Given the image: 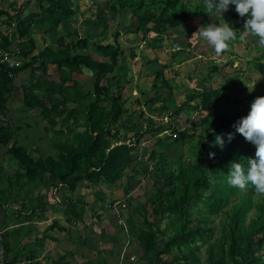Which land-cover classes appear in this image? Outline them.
<instances>
[{
  "label": "trees",
  "instance_id": "16d2710c",
  "mask_svg": "<svg viewBox=\"0 0 264 264\" xmlns=\"http://www.w3.org/2000/svg\"><path fill=\"white\" fill-rule=\"evenodd\" d=\"M2 1L4 0H0ZM79 1L81 0H38L41 14L31 13L28 16H25L24 7H20V10L14 7L9 13L8 10L0 9V18L6 16L4 24L12 32L11 35L1 36L0 61L3 59L2 54L10 55L16 51L20 61L15 67L0 63L1 120L5 119L9 100L13 95H18L26 110H38L42 121L48 123L49 128L43 127L39 132L42 136L51 134L57 151L55 157L33 160L30 156L33 151H26L15 140L19 128H13L12 123L2 120L6 124L0 123V145L9 147L5 152V161L7 157V162L14 161L16 170L0 181V225H7L8 222L16 224L22 213L29 211L33 216L35 212L44 213L47 207L53 212H58L57 208L63 207V221L69 225L74 220L81 219L82 211H78L76 204L80 202V197L74 200L71 197L77 190L83 189H95V206L99 203V209L112 211L117 202L106 204L107 192L103 186L122 189L125 198L119 201L123 202L124 209L126 206L133 209L129 186L123 184L122 180L128 172L134 176L137 174L133 165L144 134L159 139L158 136L167 131L174 138L172 144L166 146L159 157L152 150L145 153L150 166H155V172L151 188L146 189L148 194L146 193L145 202L133 209L138 216H123L120 207H117V214L113 213L115 221L125 226L127 237L135 238L141 244L144 253L142 260L146 264H264V196L257 195L251 186L248 191L243 192L226 183L230 162L239 159L246 163V158L254 156L255 147L235 132L234 124L247 115L255 97L230 100L231 93L238 95L246 92V88L239 86L238 91L232 89L230 94H225L230 89L228 84L234 82L230 78L217 89L208 87L200 94L190 92L187 102L197 103L192 107L185 103L176 108L172 89L156 74L162 88L168 89L167 98L158 108L153 109L159 116H169L171 108L176 117L181 115L184 108L205 113V125L192 145L189 164H184L180 151L177 150V154L174 151L181 142L193 138L188 136L186 128H178L172 121L165 125L162 121L144 119L142 112H139L137 118L142 117L145 126L141 127L139 123L132 121L127 126L124 123L123 117H126L128 111L122 93L118 90V77L125 70L119 64L122 52L115 41L118 31L114 35L113 44L95 46L96 52L108 60L103 63L82 53L88 48L87 38L72 39L68 34L56 37L55 30L59 26L65 28L67 19L74 16L70 5ZM93 2L98 4L96 0ZM203 2L204 0H110L107 7L113 14H120V18L127 12L125 20L128 12L131 13L132 22L129 21L131 28H127L128 32L141 34L149 48L155 49L162 47L164 37L166 39L170 34H177L181 25L196 18L201 21L210 19L203 13H197ZM44 3L46 7H42ZM223 18L221 17L223 22L225 20L230 23L237 31V38L233 42L239 45L242 34L240 31H243L246 17H240L234 6H230L229 11L223 13ZM95 22L107 27L103 18L96 19ZM43 24L47 27L45 34L54 33L53 45L44 46L33 55L37 47L29 37L30 31L36 25ZM88 25L92 24H85L86 27ZM198 27L199 25L189 30L193 41L189 37L183 42V37L178 36L174 42L180 47L194 50L198 41L195 34ZM14 38L17 39L15 42ZM256 46L261 47L258 43ZM184 50L179 51L178 56ZM256 51L260 53L259 57H255L250 65L261 76L259 87L264 91V52H259L258 49ZM48 65H54L57 71L67 70L71 74L83 68L91 75L92 89L83 91L77 82H72L70 76L60 78L58 83L45 81ZM211 71L216 73L218 66L213 65ZM23 72H27L28 77L19 92L14 88L13 81ZM104 80L106 83L102 85ZM116 80L117 83L113 84ZM69 82L73 85H67ZM156 87L157 85L152 86L155 90ZM78 88L80 90L76 92ZM39 92L45 95L40 98L35 94ZM262 95L264 96V92ZM148 102L153 103L152 100ZM71 104L74 107L68 109ZM239 107H243V110H239ZM54 118L59 120V131H54L57 125ZM82 127L84 130L80 131ZM228 133L233 134L231 142L227 140ZM217 135L224 138L223 148L215 144ZM169 152L177 162L175 167L167 156ZM146 171L142 170V173ZM63 188L72 196L61 195ZM42 189L48 195L46 201L39 195ZM149 189L152 190L149 192ZM32 193H35L34 197H31ZM60 197L66 203L55 201V198ZM10 205L17 206L13 207L12 214L6 209ZM216 223L219 227L217 235ZM54 227L64 231L56 221L48 231ZM0 231L1 246L6 250L8 264H15L19 255L14 253L10 256L12 249L9 241L17 229L14 232ZM44 239L43 236L40 242H44ZM83 244L84 241L78 238L76 245L80 248ZM203 248L205 257L201 259L199 253ZM63 260L59 259L56 264H61ZM94 264L109 263L103 260Z\"/></svg>",
  "mask_w": 264,
  "mask_h": 264
},
{
  "label": "rangeland",
  "instance_id": "374dc122",
  "mask_svg": "<svg viewBox=\"0 0 264 264\" xmlns=\"http://www.w3.org/2000/svg\"><path fill=\"white\" fill-rule=\"evenodd\" d=\"M109 1L110 0H99L97 6L92 0H81L77 4H71L70 8L74 12V16L67 19L65 22V24H67L65 28L59 26L55 30L56 37H65L66 34L71 36L72 39H83V37H86L89 41V45L82 53L85 56L89 55L97 62L103 63L108 60L103 59L100 54L96 52L95 46L113 44L115 39L114 35L116 31H118L119 37L115 41L122 52L120 57V60L122 61L119 64L125 68L124 72L118 77V80H120L118 90L122 93L125 108L128 111L126 117H123L124 123H126L127 126L129 125V122L132 121V123H139V125L143 127L145 126L144 119L148 118L153 122L162 121L165 125L172 121L177 124L178 128H186L188 136H192L193 138H188L184 142H181V145H179L180 148L176 147L174 152L177 154V150H179L182 156V162L184 164H189L188 160H190L189 156L192 145L196 141V137L202 132L205 125L203 121L205 113L200 114L193 109L184 108L181 115L179 114L176 117L173 115L171 108L169 116H164V114H162L163 116H159L153 111V109L158 108L164 99L167 98L166 92L168 89L162 88V83L156 79V74H159V76H161V78H163L172 89L174 107L176 108L185 103L190 104V107L197 103V101L187 102V97L190 92L200 94L208 87L211 89H217L222 82H228L230 78L233 79L234 85L229 83L227 87L230 89L228 88L229 90H227L225 94H230V90L232 89H234L235 92L236 90L238 91L239 86L246 88V92L244 93H239L238 95H236L237 93H231L230 100L240 97L250 98V96L257 98L263 96L262 92H264L261 91V88L259 87L261 76L250 64L255 57H259L258 54L260 53H257L256 50L258 49L259 52H264V48H262V46L256 48L258 43L256 38L244 33L241 34L244 38H240L239 45L233 41L229 42L228 49L220 55L215 54L212 49L206 48L203 45L199 48V45L196 44L194 50L189 49V51H187V47L182 46V48L185 49L184 53L178 56L179 51H176L175 45L179 44H172V37L166 39L164 37L161 43L162 47H157L155 49L149 48L148 43L142 40L141 34L134 35L128 32L127 28H131L129 26L131 25V19H129L130 22L127 19H124L127 12L120 18V14L116 15L108 10L107 3ZM42 5V7H46L45 3ZM14 7L19 10L20 7H24L25 16H28L31 13L41 14L38 0H4L0 2V9L8 10L7 13L12 12V8ZM129 11H131V9H129ZM128 16L131 17V13L128 12ZM99 18H103L106 21V28H104L101 23L95 22V20ZM210 19L200 21L199 18H196L191 20L187 24L181 25L179 30H177V34L183 37V42L186 37H190L193 41V36H191L189 30L193 29L195 26L199 25L200 27L208 23H220L221 26L224 25L221 17H214L213 19L215 20L212 21ZM5 20L6 16L3 15L0 18V45L1 36H6L7 34L11 35L12 33L10 30L6 29L7 27L4 24ZM121 22L123 23L122 27L120 25ZM87 23H91L92 25L86 27L85 24ZM46 29V25L43 24L36 25L30 31L29 37L32 38L38 51L42 50L44 46L50 47L53 45L52 38L54 33L45 34L44 32ZM196 39L198 40V37H196ZM16 40L17 39L14 38V42ZM67 42H69L68 39ZM197 50H199V52ZM213 65L218 66V71L216 73H212L213 71H211ZM54 68L55 67L50 68L52 69V72L48 74L49 79L54 80V82L60 81V78L64 76H70V78L77 81L79 84L78 86L81 87L83 91H90L92 89L93 80L89 73L85 76L86 72L83 71L82 74H71L67 70L61 72ZM75 76L82 78L75 79ZM24 78L25 77L23 76L20 83L24 81ZM16 80H20L19 75ZM118 80L113 81V84H116ZM105 83L106 80L102 82V85H105ZM197 83H199V85H197ZM153 85H157L156 90L155 88H152ZM79 90L80 88H78L76 92ZM158 97L159 101H157ZM149 100H152L153 103H149ZM12 101H15V103L18 102L15 95L12 96L10 102ZM20 102L21 100L19 103ZM21 106L22 104L16 105L18 111H20L21 108L25 111ZM231 106L233 107V104ZM9 107H12V105H9ZM70 107H72V105H68V109H70ZM239 110H243V107H239ZM18 111H15L13 115L8 109L4 114L10 117L11 115L15 116L16 121H23V124L28 125L29 127L27 128L24 125V128H27L24 135L25 140L20 139L16 141L17 144L29 152H31L32 149L37 150L38 152H31L32 154L30 156L33 160L47 156L55 157L57 151L53 147L51 134L42 136L38 131V129L43 130V127L49 128L48 123L42 121L39 111L34 110L29 113L27 110L26 112L28 113L22 114L21 116H19L20 114ZM139 112H142L144 119H142V117L137 118ZM54 121L57 123L54 131H59L58 118H54ZM12 123L16 126L14 122ZM83 130L84 127L80 129V131ZM122 131L123 130H121V132ZM29 137L34 140H31ZM158 138L159 139L152 138L151 136L149 137L147 134H144V137L140 142L137 152L138 154H136L137 160L133 165L137 174L134 176L128 172V175L122 180L123 184L125 183L129 186L130 196L133 199V209L138 208L140 204L145 202L147 197L146 193L148 194L146 189L148 187L151 188L155 172V166L152 165L154 168L150 166L145 153L152 150L156 153V157H159L162 150L166 148V146L171 145L172 140L174 139L173 137L171 138V134L167 131L166 133L160 134ZM8 148L9 147H7L6 150ZM5 152L0 151V181L4 179L7 174H14V170H16V164L14 161L7 162V160H9L8 157L5 161ZM167 156L173 162V167H175V163L177 164V162L173 156L171 157V152L167 153ZM142 170L149 171L142 173ZM103 188L107 192V205L111 204L110 202H117V207H120L123 210V216H125V214L133 217L138 216L135 210L129 209L127 206L125 209L123 208V202L119 201L120 199L125 198L122 194V189L120 190V188L116 189L114 187L109 189L107 186H103ZM151 190L152 189H149V192ZM95 191V189L77 190L76 194L73 196L64 188L60 191L63 196L65 194L69 196L71 195L72 200L76 199L78 196L80 197V202H77L76 204L78 211H82L81 219L74 220L69 225L65 224L61 212V208L64 209L63 207L57 208V210H59L58 212L52 211V216L47 215L51 221H57L64 231L58 229L53 230L52 232H54V236H56L57 243L50 244L46 249L48 251L56 250L55 253L57 256H55L54 259H57L60 256L62 257L64 254L66 255L67 251L70 250L71 254L64 255L66 258L65 264H94L103 260L109 264H146V262L142 260L144 253L141 244L135 238L127 237L125 226L119 225L117 221H115L113 211H110L109 209H99V203L97 207L95 206V198L93 196ZM39 195L44 201L47 200L48 195L45 190H40ZM32 196H35V193H32ZM58 199L59 201L61 200L66 203L63 197ZM6 209H8L9 214L14 213L13 205H10ZM49 213L50 211H48L47 214ZM48 225L49 223L46 225L42 224V227L39 229L44 230ZM1 227L2 226L0 225V229L3 230ZM218 231L219 227L216 223L215 235H217ZM78 238L80 241H84V244L79 251L76 248V241ZM204 248L199 253L201 259H204L205 257ZM183 252H185V250ZM164 258V260H166V257ZM39 263L48 264V262H45L40 257Z\"/></svg>",
  "mask_w": 264,
  "mask_h": 264
},
{
  "label": "clouds",
  "instance_id": "9594fccd",
  "mask_svg": "<svg viewBox=\"0 0 264 264\" xmlns=\"http://www.w3.org/2000/svg\"><path fill=\"white\" fill-rule=\"evenodd\" d=\"M230 6H234L235 12L240 17H246L243 31L240 32L257 38L258 44L264 46V0H204L197 13H203L211 18H223V13L228 12ZM230 25L224 20L223 26L220 23H208L198 27L195 34L198 37L199 48L203 45L212 49L217 55L223 53L228 49L229 42L237 38V31ZM240 38L243 39L244 36ZM175 48L179 49L176 51L184 49L179 45H175ZM234 128L236 133L255 147V152L254 156L246 158V163L239 159L230 162L226 173V183L243 192L248 191L251 186L257 195L264 196V96L253 100L247 115L241 117L234 124ZM233 138L232 133L227 134L228 142H231ZM215 144L223 148L224 138L217 135Z\"/></svg>",
  "mask_w": 264,
  "mask_h": 264
},
{
  "label": "crops",
  "instance_id": "0c3cea01",
  "mask_svg": "<svg viewBox=\"0 0 264 264\" xmlns=\"http://www.w3.org/2000/svg\"><path fill=\"white\" fill-rule=\"evenodd\" d=\"M96 2H99V0H96ZM129 19H130V17L128 16L127 20L129 21ZM131 22H132V20H131ZM120 25L122 27L123 23L121 22ZM178 36H179L178 34H170L169 35V37L173 38L172 44H178V43L174 42L175 39L178 38ZM118 37H119V35H118ZM186 38H188V37H186ZM83 39H84V37H83ZM197 51L199 52V50H197ZM37 52H38V49L34 51L33 55H35ZM53 67H55V66L54 65H48L47 75H46V77L44 79L45 81L54 82V80L49 79V77H48V74H50L52 72V69H50V68H53ZM54 69H56V68H54ZM82 71L86 72L83 68H81V70H79V72L77 71V72L72 73V74H76V73L77 74H80V73L82 74ZM18 75L20 76V80H16L17 78H15L14 81H13V85H14V88H16L20 92L21 89H22L21 86H22L23 82H25V80L27 79L28 74H27V72H23V73L18 74ZM87 75H88V72L85 73V76H87ZM89 75H90V73H89ZM23 76L25 77L24 81L22 83H20L22 78H23ZM74 78L75 79H79V78H82V77L75 76ZM71 79H72V82H77L73 78H71ZM58 82H55V83H58ZM72 82L67 83V85H72ZM35 94H38L40 98H42V96L45 95L43 92H39V93H35ZM15 97L17 98L18 102H16V103H15V101L10 102V100L12 99L11 98L9 100V102H8V105H7V108L9 109V112H11V114H13V115H14L15 111H18V108H16V105H21L22 104V102L19 103L21 98L18 97V95H15ZM9 105H12V107H9ZM71 105H72V107H74L73 104H71ZM21 107H23V105ZM72 107H70V108H72ZM82 107H84V106H82ZM26 111H27L26 109L24 111L21 108V110L18 111L19 114H20L19 116H21L22 114L28 113ZM31 112L32 111H29V113H31ZM39 115H40V112H39ZM1 118H2V115L0 116V123H3L2 120L4 122H6V121H9L10 123L14 122L16 124V126H14L13 123H12L11 124L12 127L13 128H17V129L19 128L18 129L19 130L18 134L15 135V140L16 141H18L20 139L25 140L24 135H25V130H27V128H29L28 125L23 124V121H21L22 123L16 121V117L12 116V115H11V117L5 115V119L3 118L2 120H1ZM3 124H6V123H3ZM24 125L27 128H24ZM38 131H39V129H38ZM164 133H166V132H164ZM44 136H46V135H44ZM30 139L34 140L32 138H30ZM53 147H54V145H53ZM1 149H3V150H1ZM0 151H4L5 152L6 148H4V147H2L0 145ZM31 151H33L32 153L38 152L35 149H32ZM143 171H146V170H143ZM31 197H34V196H31ZM13 207H14V205H13ZM49 209H51V208L47 207L45 209L44 213L35 212L33 216L30 215L31 212H29V211L25 212V213H22L21 216L18 217V223L14 224L12 222H8L7 225L2 226L3 232H14V230L17 229V232L13 233L11 235V238H10V241H9V243L11 244V249H12L11 250L12 254H10V256H12L14 253H17V256L19 255V258H18L19 260L16 261L15 264H40L39 263V257L42 258L45 262H48V264H56V262L59 259H64L63 261H61V264L62 263L65 264L66 263L65 262L66 261L65 256L71 254L70 250L67 251L66 255L64 254L65 256L63 255L62 257L60 256L57 259H54V257L57 256V254L55 253L56 250L55 251H53V250L48 251L46 249L50 244H53V243L56 244L57 243L56 236H54V232H52L56 228L54 227V229L48 231V228L50 227L49 225H51L55 221V220L51 221V219L48 218L47 215H51V216L53 215L52 210H49ZM48 211H50L49 214H47ZM48 223H49V225L46 226L44 230H40L39 229L40 227H42L41 226L42 224L46 225ZM11 226H13V227H11ZM48 232H52V233H48ZM51 235H53V236H51ZM43 236L45 237L44 242H40V240L42 239ZM76 248H77L78 251H79V249H81V247L79 248L77 245H76ZM78 251H76V252H78Z\"/></svg>",
  "mask_w": 264,
  "mask_h": 264
},
{
  "label": "built area",
  "instance_id": "2783aa9c",
  "mask_svg": "<svg viewBox=\"0 0 264 264\" xmlns=\"http://www.w3.org/2000/svg\"><path fill=\"white\" fill-rule=\"evenodd\" d=\"M176 50H179V49L176 48ZM17 55H18L17 51L15 53L11 52L10 55L2 54L3 59L0 61V63L1 64H9L10 67H15L16 65L20 64V61H18ZM55 201L57 203L60 202L58 198H55ZM112 211L114 214H117V212H118L117 204L113 205ZM119 223H121V222H119ZM1 242H2V239H1V231H0V264H8V256L6 255V250L1 246Z\"/></svg>",
  "mask_w": 264,
  "mask_h": 264
}]
</instances>
